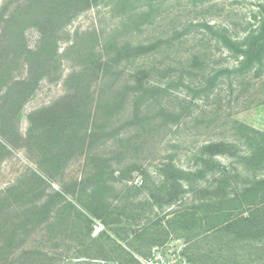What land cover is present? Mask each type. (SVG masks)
Returning <instances> with one entry per match:
<instances>
[{"label": "rangeland", "instance_id": "374dc122", "mask_svg": "<svg viewBox=\"0 0 264 264\" xmlns=\"http://www.w3.org/2000/svg\"><path fill=\"white\" fill-rule=\"evenodd\" d=\"M19 1L0 0V18ZM125 1L70 9L55 64L32 72L22 58L0 79V264H264V231L223 229L218 215L264 209V74L234 73L217 28L242 37L264 0ZM24 37L35 50L41 32ZM143 43L93 75L85 123L68 127L56 151L39 144L34 113L71 96L87 62ZM143 66L154 68L146 82L169 90H140ZM224 195L227 204L214 202Z\"/></svg>", "mask_w": 264, "mask_h": 264}, {"label": "trees", "instance_id": "16d2710c", "mask_svg": "<svg viewBox=\"0 0 264 264\" xmlns=\"http://www.w3.org/2000/svg\"><path fill=\"white\" fill-rule=\"evenodd\" d=\"M96 0H20L16 7L12 9L8 16H2L0 18V79L2 76L7 75L9 68L12 65H17L22 58L31 66L32 72H42L48 66L55 64L57 54V42L58 32L61 26L68 18L69 11L72 9H78V12L91 7ZM210 0H201L202 6ZM128 0L125 1V3ZM71 9V10H70ZM255 24L251 22L246 23V27L243 29L244 35L242 37H233L231 31L224 25L218 24L217 28L222 29L223 46L228 48L231 56L237 60V66L234 73L238 75H244L252 73L255 78H261L264 74V1L259 5V10L253 16ZM217 23L211 25L209 22L204 23L207 30L212 31L216 28ZM37 28L41 32L40 42L35 50L29 49L25 43L24 34L28 28ZM148 45L143 43L137 48L130 44L123 45L117 49L114 57L107 62H99L91 66H87L90 62H87L83 68L75 75L76 87L75 92L71 96L66 97L62 101L57 102L52 107L44 110L37 111L31 117V122L38 127H43L44 131L39 136V144H42L43 139L47 138L48 150L56 151L54 147L58 142V138L62 137V133H66V130L70 126L76 127L82 125L87 120V103L93 96L91 92L93 75L95 73H105L110 70L115 62L125 54H131L134 51L147 50ZM94 53L89 54L87 57L93 58ZM119 65V64H118ZM116 66V68L118 67ZM154 68L152 66H143L140 70L141 77L135 80L136 86L143 91H149V95L155 93V89H166L169 87H156L152 83L146 82L147 76L152 72ZM113 73L116 72L113 70ZM229 74V69H222L219 72L207 73L203 79L204 82H209L208 79L222 78ZM143 77V78H142ZM41 78L40 75H33L30 81L25 82V88L22 87L19 96H29V90L37 84V81ZM204 84V83H203ZM12 89V88H11ZM10 94V91H9ZM141 93H137L136 99L141 98ZM100 97H98L99 99ZM146 112V111H145ZM139 114V108L135 105V112L133 117H137ZM75 127V128H76ZM78 137L76 133L75 138ZM95 139V135L92 136ZM81 141L83 139L80 138ZM85 140V139H84ZM224 146L225 144H220ZM7 146L0 142V151L7 152ZM50 150V151H51ZM206 150L213 152L214 150H220V147L216 145L206 146ZM201 176H205L204 172H200ZM215 182L222 183V180L215 178ZM225 196V197H224ZM217 197L214 202L218 205L227 204L228 195ZM175 199V198H174ZM2 202V200H1ZM230 202H232L230 200ZM227 212V215L224 214ZM225 217L223 222V229H232L236 233L249 232L258 234L264 231V222L258 221V218L264 216V209H250L248 216L241 219L235 216V211L229 210V207H223L219 214ZM217 215V216H218ZM233 217V218H232ZM262 225V226H260Z\"/></svg>", "mask_w": 264, "mask_h": 264}]
</instances>
